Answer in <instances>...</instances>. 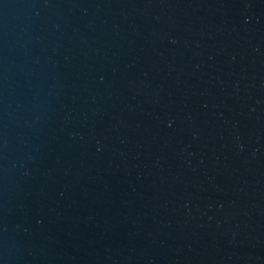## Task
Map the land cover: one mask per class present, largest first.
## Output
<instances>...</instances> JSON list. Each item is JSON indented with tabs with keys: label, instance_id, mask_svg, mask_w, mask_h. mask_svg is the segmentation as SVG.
<instances>
[{
	"label": "water",
	"instance_id": "1",
	"mask_svg": "<svg viewBox=\"0 0 264 264\" xmlns=\"http://www.w3.org/2000/svg\"><path fill=\"white\" fill-rule=\"evenodd\" d=\"M264 211V0H0V264H189Z\"/></svg>",
	"mask_w": 264,
	"mask_h": 264
}]
</instances>
